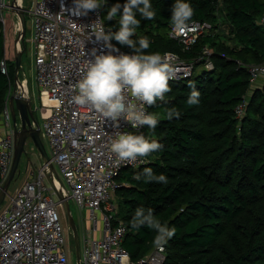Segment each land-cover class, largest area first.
Wrapping results in <instances>:
<instances>
[{"label": "trees", "instance_id": "obj_1", "mask_svg": "<svg viewBox=\"0 0 264 264\" xmlns=\"http://www.w3.org/2000/svg\"><path fill=\"white\" fill-rule=\"evenodd\" d=\"M189 2L190 22L211 26L189 49L168 35L173 0H151L156 15L140 19L133 36L149 39L146 52L175 53L194 68L189 77L169 82L164 99L148 107L159 122L155 129L145 127V136L162 149L116 178L121 186L114 191L115 216L126 227L122 246L133 261L154 249L151 230L130 227L135 209L143 206L175 229L164 246L162 264H264V81L254 86L247 71L248 65L264 62V26L259 23L264 0ZM115 3L124 0H106L102 19ZM24 16L26 20V12ZM103 22L113 31L118 28L116 19ZM6 35L0 29V62L6 66L5 73L0 71V122L14 83V59L7 53L14 41L8 45ZM206 58L212 62L210 70L203 67ZM189 81L200 92L196 105L185 103ZM242 98L246 106L237 118L234 108ZM171 108L179 118H167ZM145 167L163 173L168 182L134 180L133 174Z\"/></svg>", "mask_w": 264, "mask_h": 264}, {"label": "built area", "instance_id": "obj_2", "mask_svg": "<svg viewBox=\"0 0 264 264\" xmlns=\"http://www.w3.org/2000/svg\"><path fill=\"white\" fill-rule=\"evenodd\" d=\"M63 4V15L60 13L61 0H32L26 12L32 23L40 133L47 142L50 161L58 170L55 187L68 203L72 201L80 211H87L91 224L83 229L81 223L79 264H162L165 248L160 251L154 247L143 258L130 259L122 246L126 227L115 216L117 206L113 199L114 191L121 186L117 176L124 169H137L144 159L117 165L108 145L120 132L145 135L146 126L132 129L124 120L113 124L98 117L90 107L76 105L71 99L75 83L83 74L87 60L92 58V50H96L95 54L109 51L102 42L97 43L90 36L89 26L98 18L102 19L103 6L77 17L67 12L72 6L71 0H63ZM5 9L11 7L0 0V29H3ZM259 23L264 26V14ZM15 28L20 31L18 22ZM210 29L206 22L192 21L185 31L177 33L171 28L168 35L187 50ZM203 51L209 53L206 48ZM160 54L175 68L176 77L169 82L192 74V62L183 61L175 53ZM203 67L210 70L212 62L206 58ZM5 68L2 60L0 71L5 73ZM247 71L251 81L264 77V62L248 65ZM14 92L29 98L25 81H20ZM245 106L246 100L242 98L234 108L237 118L243 115ZM138 107L149 112L146 106ZM1 122L0 188L9 174L14 153L15 127L7 108ZM27 172V180L12 194L6 193L5 205L0 204V264H69L71 233L64 224L60 200L47 184L49 169L46 164L31 165Z\"/></svg>", "mask_w": 264, "mask_h": 264}, {"label": "clouds", "instance_id": "obj_3", "mask_svg": "<svg viewBox=\"0 0 264 264\" xmlns=\"http://www.w3.org/2000/svg\"><path fill=\"white\" fill-rule=\"evenodd\" d=\"M71 3L72 6L67 8V12L79 17L100 9L106 0H71ZM64 11L61 0L60 13L63 15ZM170 13L171 26L180 33L188 28L193 8L189 0H173ZM155 15L151 0H124L122 5L115 3L108 7L103 19L98 18L89 26L90 36L94 37L97 43L102 42L103 47L109 51L95 54L96 50H92V58L87 60L83 74L74 85V95L71 98L74 104L88 106L98 117L116 125L120 120H124L132 129L145 126L149 129L156 128L159 122L157 116L138 105L151 107L157 101H162L165 93L170 91L168 82L176 77L175 68L160 53L145 51L150 46L146 36L133 39L140 19L152 20ZM111 19L118 22L115 31L106 28L103 22ZM113 40L120 46H126L129 52H120L116 45L111 43ZM187 87L189 93L185 103L198 104L200 92L195 82L189 81ZM12 94L10 92V95ZM179 115L175 108L166 113L168 119L179 118ZM108 147L119 165L136 161L138 158L143 160L161 150L163 145L155 139L146 138L141 132L124 131L118 133ZM133 178L143 183L168 182L163 173H154L151 167L134 173ZM130 227H146L151 230L154 233L152 243L160 251H163L168 240L175 234L174 228L162 223L151 208L146 209L143 206L135 209Z\"/></svg>", "mask_w": 264, "mask_h": 264}, {"label": "water", "instance_id": "obj_4", "mask_svg": "<svg viewBox=\"0 0 264 264\" xmlns=\"http://www.w3.org/2000/svg\"><path fill=\"white\" fill-rule=\"evenodd\" d=\"M13 12L15 13L19 24H20V34L14 42V86L19 84L18 71L20 69L21 55L23 50H19L17 45L23 41L25 34V16L24 10L18 5L17 0H11V4L9 5ZM8 106L10 108L11 120L12 124L15 127L14 131V153L11 168L7 178L5 179L3 185L0 188V204L2 203L5 194L7 193L8 186L13 179L15 173L17 172L19 160L22 154H24V145L26 141L31 140L34 148L39 153L42 162L47 165L50 175L47 176L49 185L56 192L58 199L62 205L66 225L68 226L75 252V261L76 264L80 263V249H79V239H78V231L74 220L71 216L69 203L66 198H64L60 191H58L55 187V180H57V173L53 164L51 163L47 152L41 142L40 139V128L38 123L33 115V108L31 101L28 98L20 97V95L15 92L10 95L8 99ZM17 117L19 119V127L16 125Z\"/></svg>", "mask_w": 264, "mask_h": 264}, {"label": "rangeland", "instance_id": "obj_5", "mask_svg": "<svg viewBox=\"0 0 264 264\" xmlns=\"http://www.w3.org/2000/svg\"><path fill=\"white\" fill-rule=\"evenodd\" d=\"M10 1L11 0H6V3L10 2ZM22 2H23L24 12H26L28 10V8L30 7L32 0H22ZM14 15L15 14H14L13 10H8V9L4 10V19L5 20H4V25H3V31H6V34H7L6 36L8 37V40H7L8 45L12 44L13 41L15 42V40L17 39V37L20 34L19 30H16V28L13 29L16 25V21H18L16 16H14ZM18 26H19V23H18ZM221 27H222L221 29H223L224 25L222 24ZM7 29H8V31H7ZM223 31H225V30H223ZM32 38H33V35H32L31 17L27 14V17L25 20L24 39H23V41H21L17 45V46L24 48L22 51V55H21V62H20V69L18 71V78H19V82L25 81V80L27 81L26 89L29 93V99H30L31 104H32L33 115L35 113V116H37V119H38L39 118V109H38L39 108V106H38L39 105V101H38L39 91H38V87H37L35 80H34L33 44L31 43ZM14 42H13V49H10V47H7V53L10 55L12 54V57H13L14 46H15ZM200 69H201V67L197 68L194 73L196 74L197 72L200 71ZM263 78L264 77H261L256 82L255 81L254 82L257 84ZM14 87L15 86L13 83V85L10 89L11 94L14 93ZM10 119H11V114H10ZM11 122H12V120H11ZM1 123L2 122H0V126H2ZM16 124H17V126H19V119L18 118L16 120ZM38 124H40L39 121H38ZM41 142H42L45 150L48 152L49 149H48V145H47L46 141L44 139H42ZM39 158L40 157H39L37 151L35 150V148L33 147L32 142L28 139L24 145V154H22L20 157L17 172L15 174V177L13 178V180L11 181V183L9 185V188L7 190V194H12L13 191L26 180L25 169H26L27 163H31L32 166L35 167L40 162ZM5 202H6V200L4 199L1 206L5 205ZM69 208H70L71 216H72L74 223L76 225V228L78 230V234L80 235L82 228L88 229L91 226L90 221L88 219V213L86 210L80 211L72 201L69 202ZM81 223H82V228H81ZM70 250L71 251H70V256H69V264H76L73 242L70 243Z\"/></svg>", "mask_w": 264, "mask_h": 264}, {"label": "crops", "instance_id": "obj_6", "mask_svg": "<svg viewBox=\"0 0 264 264\" xmlns=\"http://www.w3.org/2000/svg\"><path fill=\"white\" fill-rule=\"evenodd\" d=\"M5 2H6V0H5ZM17 2H18V5L23 9V2H22V0H17ZM7 5H10L11 4V1L10 2H8V3H6ZM8 10H12V9H8ZM24 10V9H23ZM15 14V13H14ZM13 15V14H12ZM14 16H16V15H14ZM17 18V17H16ZM18 20V19H17ZM19 23V21H16V23ZM19 27H20V24H19ZM260 79V78H259ZM257 81V80H256ZM255 81V82H256ZM263 81H264V78L259 82V83H255V82H253V85L254 86H256V87H258V86H260L262 83H263ZM25 84H27V81L25 80ZM29 94V93H28ZM29 99V98H28ZM30 100V99H29ZM7 109L9 110V112H10V108H9V106L7 107ZM18 118V117H17ZM35 118V117H34ZM36 119V118H35ZM36 121H37V123H38V121L40 122V124H38V126H39V128H40V125H41V121H40V119L38 118V119H36ZM17 125V124H16ZM17 127H19V126H17ZM3 133V129H2V126H0V134H2ZM40 139L42 140V139H44L42 136H41V133H40ZM45 140V139H44ZM31 141V140H30ZM46 141V140H45ZM47 143V142H46ZM34 147V146H33ZM36 150V149H35ZM37 151V150H36ZM47 152V151H46ZM38 153V152H37ZM38 155H39V153H38ZM47 155H48V157H49V159H50V156H49V151L47 152ZM40 157V156H39ZM40 160V162L38 163V165H36V166H39V165H41V164H44L43 162H42V159L41 158H39ZM32 164L31 163H27V165H26V169H25V175H26V180H27V177H28V172H27V169L29 168V166H31ZM55 168V167H54ZM55 171L56 172H58V170H57V168H55ZM16 174V173H15ZM14 177H15V175H14ZM13 177V178H14ZM13 180V179H12ZM11 180V181H12ZM11 183V182H10ZM47 184L49 185V183H48V178H47ZM10 185V184H9ZM8 188H9V186H8ZM8 190V189H7ZM113 199H114V202H115V204H116V200H115V196H113ZM117 206V205H116ZM64 214V213H63ZM64 224L66 225V221H65V217H64ZM67 226V225H66ZM68 227V226H67ZM69 229V228H68ZM78 231V230H77ZM79 236V235H78ZM97 236H98V234H97ZM72 237H71V234H70V243L71 242H73L72 240ZM78 239H79V237H78ZM69 247H70V245H69ZM71 251V250H70Z\"/></svg>", "mask_w": 264, "mask_h": 264}, {"label": "bare ground", "instance_id": "obj_7", "mask_svg": "<svg viewBox=\"0 0 264 264\" xmlns=\"http://www.w3.org/2000/svg\"><path fill=\"white\" fill-rule=\"evenodd\" d=\"M48 111V110H47ZM48 113V112H47Z\"/></svg>", "mask_w": 264, "mask_h": 264}]
</instances>
